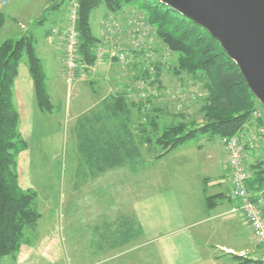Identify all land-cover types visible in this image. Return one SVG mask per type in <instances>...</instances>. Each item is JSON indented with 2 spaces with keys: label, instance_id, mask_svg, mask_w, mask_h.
Instances as JSON below:
<instances>
[{
  "label": "trees",
  "instance_id": "obj_1",
  "mask_svg": "<svg viewBox=\"0 0 264 264\" xmlns=\"http://www.w3.org/2000/svg\"><path fill=\"white\" fill-rule=\"evenodd\" d=\"M70 1L60 0L52 3L42 12L35 25L38 26L47 20L48 11H59L65 2L68 7ZM76 1L79 4L76 27L80 38V72H86L85 67H92L95 62L94 50L99 39L92 33L91 14L94 10L104 6L105 15L101 18L103 19L109 14L118 15L123 8L131 7L137 12L145 13L147 22L154 28L160 44L177 57L175 64L170 68L173 77L177 80L184 77L194 80L205 93L202 106L198 110V114L203 118L202 126H189L184 121L169 125L156 140V148L159 146L164 152L160 153L155 161L192 140L206 139L208 142H214L217 139L237 136L252 120L257 123L259 130L264 129L262 114L258 110V105L261 104L248 89L238 66L225 54L220 44L201 27L156 1ZM64 19L52 29L60 28ZM3 23L4 19L0 15V29ZM52 29L47 33H51ZM35 44L36 40L30 30L15 40L6 39L0 44V259L3 256L13 257L20 251L24 242L32 237L31 233L35 232L41 216L36 210V192L20 188L17 174L18 157L28 148L18 130L19 118L12 99V85L23 58L26 59L29 75L35 86V98L40 112L53 115L59 111L51 104L46 75ZM151 102L147 100L149 108L145 113H141L144 106L141 102L131 104L125 96L117 95L110 105L113 114L110 119L111 127L106 124L108 121H102L94 112H90L89 117L85 115L80 118L76 129H72L69 134L70 137L73 135V138L76 136L77 154L83 155L86 164L93 165L96 173L112 170L124 160L138 157L141 153L127 128L128 122L132 119L133 109L137 107L138 113L148 119L144 125L137 126L141 133V144L150 142V132L157 130V115L165 113V108H154L155 105ZM254 113H257V119L253 117ZM182 116L185 120L186 116ZM115 121H120V124L115 125ZM253 160L249 166L246 165L247 190L256 202L264 199V154ZM219 196L207 197L208 209L217 206ZM124 223L126 222L120 220L116 222L118 226L113 227L114 232H110L112 228H108V239H122L126 242L131 235L129 233L132 226H125ZM232 258L240 264H264V259L253 260L236 255H232Z\"/></svg>",
  "mask_w": 264,
  "mask_h": 264
},
{
  "label": "rangeland",
  "instance_id": "obj_2",
  "mask_svg": "<svg viewBox=\"0 0 264 264\" xmlns=\"http://www.w3.org/2000/svg\"><path fill=\"white\" fill-rule=\"evenodd\" d=\"M55 2H60V0H13L7 5L0 6V15L4 19L3 27L0 29V44L6 39L15 40L21 37L27 30L32 31L36 40V52L41 53L42 63H44V70L48 78L56 75L53 56L57 52L55 47H58V44L53 43L54 45L49 44V46L44 38L52 27H57L54 25L59 24L64 19L66 2L60 6L59 11H48V18L44 23L36 26L35 22L42 12ZM133 3L139 5L137 2ZM131 10V7L123 8L120 11L121 16H119L129 15ZM91 15H93L91 18L92 33L94 37H98L100 28L97 26V22L99 18L105 15L104 6L95 9ZM44 41L49 46L44 50L45 52L41 51ZM51 52L53 53L51 54ZM176 58L174 55L170 56L169 69L175 64ZM25 61L26 59L23 58L20 64L24 65ZM85 69L86 72H80L81 74L71 86L66 85L63 80L54 79L56 87L49 95L52 105L59 109L58 113L64 120V128L61 129L64 131L63 143L66 149L63 147L62 151L55 152V158L49 163L35 166L36 162L33 161L31 165L32 168L36 167L34 177L40 182L46 180L44 177L46 174H40L39 171L44 168H51L56 180V183L53 184L56 190L48 195L50 202L46 204L44 200L38 201L36 195V210L38 212L40 208L41 213H38L41 216L35 232L31 233L32 237L20 247V251L24 248L31 250L29 264H56L59 262L65 264H118V259L101 261L102 258H98L101 256L98 252L101 251L100 248H104V243L112 244L115 242V240L108 239L110 238V233L107 232L109 231L108 228H112L113 231L110 229V232H114L113 227L118 226L116 222H119L122 216H128L134 202L143 196L144 184L154 174L152 169L155 158L164 152L159 146L156 148L158 136L169 125H174L180 121H184L189 126L194 124L195 127H200L203 123V118L198 114V110L202 106L205 93L200 90V85L186 77L177 80L173 77L171 69L164 70L160 75V80L163 83L161 95L164 96L156 99L155 103H151L155 104L154 108H165V113L157 115L156 131H151L149 127L151 132L148 138L151 141L141 144V133L137 126L144 125L148 119L146 116L142 117L135 107L127 128H129L132 139L135 140L141 154L138 157L133 156L132 159L124 160L120 166L112 170L96 173L93 165L86 164L85 157L80 153L77 154L76 136L73 138V135L70 137L69 134L72 129H76L80 123V118L85 115L89 117L90 112L100 116L102 121H108L106 124L111 127L110 119L113 115L110 106L111 101L120 95L117 93L125 86H122V78H119V72L116 69L109 70L111 72H108L107 75L106 73L102 74L104 69H90L87 66ZM181 100L187 103L183 105L182 110L176 108L179 106L177 102ZM258 110L261 112L264 121V108L258 105ZM182 115L186 116L185 120ZM112 123L114 124V121ZM119 124L120 121H115V125ZM241 134L242 132H239L237 136L241 138ZM33 139L38 140V137H33ZM200 140H192V142ZM211 143L213 147H211ZM211 143L202 145L204 149L203 159H206L205 145L207 144L214 149L213 159L215 165H218L219 140ZM32 155L35 156L34 151H32ZM258 156L262 157V155ZM252 158L256 159L257 157L253 156ZM252 158L247 162L248 166L254 161ZM209 192L211 191L209 190ZM220 192L227 194L225 190H220ZM53 196L54 198L57 196V203ZM231 201L234 203L232 199ZM222 203L225 205V209H228L226 200ZM230 219L236 218L230 215L210 224L207 234L209 244L232 247L236 250V255L244 249L246 250V257L250 259L264 258V250L250 238L249 227L240 219L228 222ZM58 241L61 246L59 248L56 247ZM201 241L205 243L203 240ZM20 251L13 257L3 256L0 260H3L4 264H11L16 261L15 258ZM93 259H95L94 262ZM131 259H123L122 261L125 263ZM220 263L240 264L231 260L230 257H222Z\"/></svg>",
  "mask_w": 264,
  "mask_h": 264
},
{
  "label": "crops",
  "instance_id": "obj_3",
  "mask_svg": "<svg viewBox=\"0 0 264 264\" xmlns=\"http://www.w3.org/2000/svg\"><path fill=\"white\" fill-rule=\"evenodd\" d=\"M98 22L97 26H99ZM57 37L49 33L44 38L47 40L48 45L58 44V47H55L57 52L53 56V63L56 67L54 68L56 70L54 77L48 78L44 70V63H42L41 53L37 52L46 75L48 95L56 87L54 79L62 80L60 74L62 39L60 40ZM48 45L44 41L43 50L41 51L49 48L50 45ZM23 64L19 63L17 78L12 85V99L19 118L18 130L28 144L27 150L19 155L17 174L20 188L35 190L38 201L44 200L46 204L50 202L48 195L56 190L55 185H53L56 183L54 173L51 168H44L46 167L44 165V169L42 168L43 170L39 173L46 174L44 176L46 180L40 182L34 177L36 174L35 166L53 161L56 156L55 152L62 151L64 131L61 128H64V120L60 113L48 115L40 112L37 107L35 86L31 75H29L28 65L26 61ZM100 69H104L102 74L106 73L107 75L108 72H111L109 70L115 68L100 67ZM258 130L257 123L252 120L244 127L241 134L245 146L247 166V162L253 156L258 158V155L264 154V147L259 142H257L256 148L247 146L250 140L259 137ZM33 137H38V140L33 139ZM204 143L211 142L206 139L190 142L154 161L152 169L154 174L144 184L143 196L134 202L130 208V214L126 217L122 216L120 219V221L126 222L124 223L125 226H132V233H129L132 237L127 235L129 237L126 242L118 239L114 243L111 242L112 244L104 243V248H100L101 251L98 252L101 255L98 258H102L101 261L118 259V264H223L220 263L222 257H230L231 260L236 261L232 258V255H236V250L225 245L213 246L209 244L207 239L210 224L222 217L232 215L236 219H230L228 222L240 219L247 227L248 225L241 214L237 215L230 212L235 204L232 203L230 197L228 198L231 184L220 140L218 165L214 163L212 143L211 147L205 145L206 159H203L204 149L202 145ZM32 151H34L35 156L32 155ZM33 161L36 162L34 168L31 167ZM220 190H225L227 194L225 195ZM218 195L220 196L218 197L217 206L211 210L208 209L207 197ZM53 199L57 200V196L55 198L53 196ZM224 200H226L228 209H225V205L222 203ZM38 212L41 213L40 208ZM249 230L250 238L254 242L250 227ZM197 233H200V236ZM137 243L138 245L135 246ZM56 247H61L59 241L56 243ZM30 251L27 248L22 249L15 258L16 261L12 263L29 264ZM245 252L246 250L243 249L236 256L246 257ZM130 258H132V262L128 260L123 263V259ZM94 261L95 259H93ZM0 264H4L3 260H0ZM56 264L65 263L59 262Z\"/></svg>",
  "mask_w": 264,
  "mask_h": 264
},
{
  "label": "built area",
  "instance_id": "obj_4",
  "mask_svg": "<svg viewBox=\"0 0 264 264\" xmlns=\"http://www.w3.org/2000/svg\"><path fill=\"white\" fill-rule=\"evenodd\" d=\"M11 2L13 0H0V6ZM68 4L61 27L52 29L51 34L62 39L60 74L64 83L71 86L81 74L80 38L76 27L79 4L76 0H71ZM120 14H109L99 21V41L94 50L95 62L88 68L114 67L119 72V78H122V86H125L117 94L125 96L131 104L141 102L144 105L141 113H145L149 108L147 100L155 103L156 99L164 96L161 95L163 83L160 75L162 71L170 70L168 61L171 53L166 46L160 44L145 13L132 9L129 15L120 17ZM177 103L178 109L187 104L184 100ZM253 117L257 119V113ZM258 134L259 137L248 143L249 148H256L257 142L264 147V129L258 130ZM220 143L229 171L230 198L235 204L230 212L243 216L251 229L254 242L264 250V199L253 201L247 190L245 146L239 136L223 138Z\"/></svg>",
  "mask_w": 264,
  "mask_h": 264
},
{
  "label": "water",
  "instance_id": "obj_5",
  "mask_svg": "<svg viewBox=\"0 0 264 264\" xmlns=\"http://www.w3.org/2000/svg\"><path fill=\"white\" fill-rule=\"evenodd\" d=\"M205 30L264 108V0H151Z\"/></svg>",
  "mask_w": 264,
  "mask_h": 264
}]
</instances>
